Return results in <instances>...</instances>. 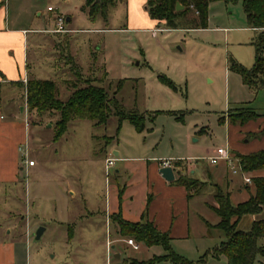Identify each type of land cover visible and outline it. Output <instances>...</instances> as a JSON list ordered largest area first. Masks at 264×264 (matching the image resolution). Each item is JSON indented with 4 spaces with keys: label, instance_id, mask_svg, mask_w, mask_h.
Returning <instances> with one entry per match:
<instances>
[{
    "label": "rangeland",
    "instance_id": "374dc122",
    "mask_svg": "<svg viewBox=\"0 0 264 264\" xmlns=\"http://www.w3.org/2000/svg\"><path fill=\"white\" fill-rule=\"evenodd\" d=\"M10 4L21 25L37 30L28 34L31 78L55 81L63 101L72 95L76 80H90L104 87L126 111L144 114L146 128L138 131L124 120L118 130L119 117L112 115L105 124L73 120L57 137L58 112L39 115L27 104L29 141L24 146L19 180L10 185L9 193L4 188L1 193L3 237L6 239L11 229L24 250L28 249L29 264H131L135 259L144 264H176L168 259L150 261L168 252L160 245L148 246L136 239L139 249L125 244L122 258H118L115 254L119 248H112L115 242L105 221L96 227L99 237L92 247L79 234L73 241L67 236L69 226L63 213L76 202L70 198L72 190L78 194L95 188L104 191L114 182L115 168L107 172L105 163L107 155L118 157L110 150L119 146L132 155L198 163L192 175L187 166L184 169L199 186L203 185L200 181L208 185L206 192L192 201L194 232L189 241L172 243V247L190 264H228L225 256L216 258L211 253L226 239L225 234L210 228L202 217L211 224L220 220L204 201L216 205L208 192L212 188L209 174L216 168L209 157L228 146L229 126L220 121L221 117L241 107L264 114V89L249 90L240 75L230 69L234 60L247 68L255 63V32L248 27L242 3L212 2L208 28H197L200 16L194 10L179 16L177 26H169L152 19L146 4L138 0L119 1L107 19H92L84 9L85 0H11ZM59 16L65 18L66 31L52 33ZM71 57L78 66L76 71L68 62ZM227 68L231 71L228 74ZM159 76L172 79L179 89L169 87ZM16 90L15 100L4 97L7 109L13 104L18 108V102L25 101L24 88L17 86ZM158 110L164 112L152 122V112ZM203 128L205 132L199 133ZM30 159L33 165H29ZM230 172L228 168L234 179L232 201L237 204L254 193V182L245 187L243 174ZM239 186L242 193L235 189ZM102 201L101 194L98 202ZM256 217L264 218V211ZM251 218L244 216L238 228L250 230ZM40 227L47 230L37 239Z\"/></svg>",
    "mask_w": 264,
    "mask_h": 264
},
{
    "label": "crops",
    "instance_id": "0c3cea01",
    "mask_svg": "<svg viewBox=\"0 0 264 264\" xmlns=\"http://www.w3.org/2000/svg\"><path fill=\"white\" fill-rule=\"evenodd\" d=\"M138 1L145 4L147 2V0ZM10 2L11 0H0V204L3 188L9 193L10 185L17 183L19 180L21 158L24 146L28 145L30 130L29 115L27 117L29 111L27 108L26 88L28 80L39 79L31 78L29 75L28 56V34L37 30L29 29L26 25H21L18 22L20 16L12 15ZM19 8L21 9V7ZM68 20L71 21L72 17H68ZM248 27L251 28L250 26ZM68 30L74 31V29ZM253 30L256 36L257 30ZM54 31L51 30L52 33H61ZM230 72L227 68L226 73ZM17 86L24 88L25 101L23 104L18 102V108L13 104L7 109L4 97L8 95L11 100H15L18 93L16 90ZM3 88H6V90ZM8 88L10 91H7ZM260 114L263 115L262 113ZM224 117L229 126L228 146L234 154L236 153L235 155L249 154L264 149V134H260L258 137H247L248 133H257L263 129V116L244 125L230 123L228 114ZM202 132H205L204 128L199 133ZM117 141L119 142V139ZM110 152L118 156L114 165L117 173L114 178L115 181L107 185L104 191L95 188L88 191L83 190L80 194L75 190L71 192L70 198L76 202H73V206L65 208L63 213L69 226L67 230L69 240L73 241L79 234L86 240L87 246H94V242L99 237L96 227L102 221H105L106 228L108 227L109 234L115 242L112 248H119L118 253L115 255L118 258H122V250L127 246L125 244L132 245L127 242L128 239H125L127 236L121 234L118 222L112 217L114 214H121L123 219L131 222L141 221L143 216H145L147 220L152 221L156 225L158 230L170 234L173 245L177 242L189 241L194 232V221L191 216L192 201L197 195L199 196L206 192L204 189L208 185H206L207 181H200L203 185L200 186L199 192L194 194L192 191L194 195L189 199L188 189L177 183L176 179L186 173L184 171L186 166L190 175L195 173L198 163L194 164L188 159H181L185 162L182 166L175 163L180 159L161 160V158L157 159V157L149 158L132 155L119 146L113 147ZM110 157L111 155H107L106 160ZM164 162H167V165L174 170L175 179L173 181H167L160 172V169L165 166ZM213 165L216 168L213 173L209 174L212 179L210 181L212 188L208 189V192H211L212 196H214L216 185H218L223 190L230 192L232 199L233 193L230 189L234 179L229 176V167L224 161ZM259 171L261 172L257 176H263L264 170ZM239 174L242 175L241 173ZM248 175L251 178L254 177L251 173H248ZM237 185L242 186L240 182H237ZM245 185V187H249L250 184L245 182ZM240 186L235 189L242 193L243 189ZM101 194L104 196L103 203L98 202ZM204 202L207 207L212 209L211 205L213 204L207 200ZM215 204L217 205V203ZM256 216L252 215L250 219L251 227L253 222L258 220ZM202 219L207 222V225L211 224L204 217ZM218 222L212 223V225H216ZM2 229L0 220V264H29L31 258L28 249L24 250L22 242H19V238L13 237L11 229L5 239L1 234ZM46 230L47 228H45ZM118 243H124V245L118 247L116 245ZM136 261L138 260H133L131 264H136ZM256 264H264V258H260Z\"/></svg>",
    "mask_w": 264,
    "mask_h": 264
},
{
    "label": "trees",
    "instance_id": "16d2710c",
    "mask_svg": "<svg viewBox=\"0 0 264 264\" xmlns=\"http://www.w3.org/2000/svg\"><path fill=\"white\" fill-rule=\"evenodd\" d=\"M121 0H85L84 9L92 19L109 17L110 9L115 7ZM216 1L225 3L241 2L246 14L248 26L257 30V34L252 41L255 50V63L252 68H247L242 63L234 60L230 69L238 73L245 85L254 92L264 89V0H147L146 9L152 19L164 21L169 26H177L179 16L189 11H195L200 16L197 28H207L210 4ZM180 2L184 9L177 11L176 5ZM76 71L77 64L71 57L68 60ZM80 74V73H79ZM77 72V75H79ZM159 79L174 90L179 87L167 76H159ZM73 83V93L66 101L58 96L57 84L53 80L30 79L27 83V102L29 110L36 111L39 115L45 112H58L60 118L57 121L59 129L58 136L61 137L67 130L68 124L77 119H90L96 124H105L112 115L119 117V128L124 120H129L138 131H143L146 126V116L136 110L126 111L116 99L110 98L104 87L91 83L90 80ZM164 111H154L151 115L153 122L155 116ZM171 113V112H170ZM264 117L255 110L248 107H241L230 110L228 121L232 124L244 125L251 120ZM180 119V117L178 118ZM221 122L225 123L226 118L221 117ZM264 134V127L260 132L248 133L247 137H258ZM241 159L243 170L252 173L264 170V149L249 154H237ZM178 165H184V160H177ZM177 183L185 186L189 199L199 192L200 186L196 179L187 174L176 179ZM255 191L246 201L234 204L231 193L216 185L214 195L217 205L211 208L219 216L220 221L216 225L208 224L210 228L220 229L226 236L218 246L211 251L216 258L225 256L228 264H256L260 258H264V218L253 222L250 230L245 231L238 228L239 222L244 216L258 215L264 210V175L254 176ZM194 191V194L192 193ZM113 219L118 222L121 234L133 237L138 242H143L148 246L160 245L168 253L164 256H157L150 261L161 259L172 260L176 264H190L182 256L177 254L172 247V238L168 232H161L156 225L147 220L145 216L138 222H131L122 218L121 214H114ZM145 261H136V264H144Z\"/></svg>",
    "mask_w": 264,
    "mask_h": 264
},
{
    "label": "built area",
    "instance_id": "2783aa9c",
    "mask_svg": "<svg viewBox=\"0 0 264 264\" xmlns=\"http://www.w3.org/2000/svg\"><path fill=\"white\" fill-rule=\"evenodd\" d=\"M49 10H54L52 7H49ZM65 29V18L63 16L58 17L57 28L55 32H64ZM116 157H110L106 160V170L109 172L115 165ZM209 160L212 164H218L220 161H224L227 166L231 169L233 174L241 173L244 176V181L248 184L252 183V178L248 175L246 171L243 170L241 159L235 155L232 149L227 146V148H218L216 153L209 157ZM167 165V162H164ZM34 161H29V165H33ZM129 244L133 246L134 249H139V244L135 242L133 238L127 240Z\"/></svg>",
    "mask_w": 264,
    "mask_h": 264
},
{
    "label": "water",
    "instance_id": "95a60500",
    "mask_svg": "<svg viewBox=\"0 0 264 264\" xmlns=\"http://www.w3.org/2000/svg\"><path fill=\"white\" fill-rule=\"evenodd\" d=\"M184 9V6L178 2L176 5V10H182ZM160 172L162 174V176L167 180V181H173L175 179V174H174V170L171 166L165 165L160 169ZM45 231V227H40L37 232H36V237L37 239H40L43 232Z\"/></svg>",
    "mask_w": 264,
    "mask_h": 264
}]
</instances>
